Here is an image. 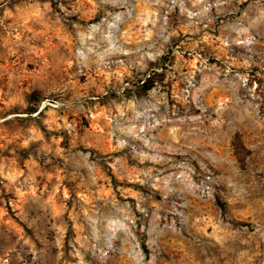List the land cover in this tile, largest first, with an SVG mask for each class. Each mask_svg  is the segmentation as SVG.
Wrapping results in <instances>:
<instances>
[{"label":"rangeland","instance_id":"obj_1","mask_svg":"<svg viewBox=\"0 0 264 264\" xmlns=\"http://www.w3.org/2000/svg\"><path fill=\"white\" fill-rule=\"evenodd\" d=\"M0 264H264V0H0Z\"/></svg>","mask_w":264,"mask_h":264},{"label":"trees","instance_id":"obj_2","mask_svg":"<svg viewBox=\"0 0 264 264\" xmlns=\"http://www.w3.org/2000/svg\"><path fill=\"white\" fill-rule=\"evenodd\" d=\"M155 84V76H150L146 80L143 81L141 88L143 89L144 92L150 91Z\"/></svg>","mask_w":264,"mask_h":264}]
</instances>
